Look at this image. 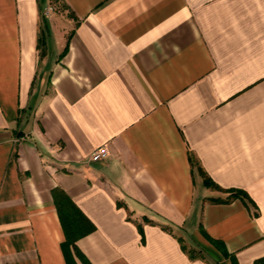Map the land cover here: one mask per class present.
<instances>
[{
    "label": "crops",
    "instance_id": "0c3cea01",
    "mask_svg": "<svg viewBox=\"0 0 264 264\" xmlns=\"http://www.w3.org/2000/svg\"><path fill=\"white\" fill-rule=\"evenodd\" d=\"M60 1L0 0V264L263 259L264 0Z\"/></svg>",
    "mask_w": 264,
    "mask_h": 264
},
{
    "label": "trees",
    "instance_id": "16d2710c",
    "mask_svg": "<svg viewBox=\"0 0 264 264\" xmlns=\"http://www.w3.org/2000/svg\"><path fill=\"white\" fill-rule=\"evenodd\" d=\"M54 2H57V3H61V8H63V2H61L60 0H54ZM67 8V6H66ZM69 49V44H67L66 46V49L64 51L67 52ZM192 159V164L195 163L194 162V159L191 157ZM200 172L202 173L203 177H204V182L207 186L209 187H215L221 191H224V192H228L229 193V196H227L226 198H213L211 199L212 201H216V202H229L233 199H236V198H248L250 199L249 195L246 193V191L242 190V189H223L221 188L219 185H217L216 183H214L209 177L208 175L206 174L205 171H203L200 167ZM141 231H142V227H140ZM190 257L192 258H196V250L195 249H190V250H187ZM255 264H264V258L263 259H259L256 261Z\"/></svg>",
    "mask_w": 264,
    "mask_h": 264
},
{
    "label": "built area",
    "instance_id": "2783aa9c",
    "mask_svg": "<svg viewBox=\"0 0 264 264\" xmlns=\"http://www.w3.org/2000/svg\"><path fill=\"white\" fill-rule=\"evenodd\" d=\"M53 10V7H50L47 10V13H49L50 11ZM109 154L108 148L105 145H102L100 147H98L97 149H95L92 154L89 157L90 161H100V160H104L107 158Z\"/></svg>",
    "mask_w": 264,
    "mask_h": 264
},
{
    "label": "rangeland",
    "instance_id": "374dc122",
    "mask_svg": "<svg viewBox=\"0 0 264 264\" xmlns=\"http://www.w3.org/2000/svg\"><path fill=\"white\" fill-rule=\"evenodd\" d=\"M53 7V6H52ZM55 9V7H53V10Z\"/></svg>",
    "mask_w": 264,
    "mask_h": 264
}]
</instances>
